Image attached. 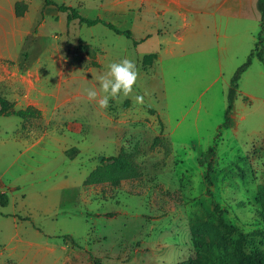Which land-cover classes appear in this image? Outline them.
<instances>
[{
  "label": "rangeland",
  "instance_id": "374dc122",
  "mask_svg": "<svg viewBox=\"0 0 264 264\" xmlns=\"http://www.w3.org/2000/svg\"><path fill=\"white\" fill-rule=\"evenodd\" d=\"M53 1L121 30L139 32L145 15L155 22L145 0ZM163 28L154 23L153 33ZM238 29L221 52L218 83L204 92L212 77H203V57H183L165 67L163 94L155 59L143 64L159 38L135 46L100 24L68 21L44 0H0V98L41 112L0 116V191L9 199L0 214L27 219L0 216V264H237L238 237L224 244L219 219L246 236L244 251L264 253L262 63L254 57L232 82L260 28ZM262 41L264 58V32ZM124 58L139 69L132 94L107 109L88 102L84 90ZM229 93L233 111L222 127ZM120 152L137 177L84 184L98 157ZM16 236L34 243L29 255Z\"/></svg>",
  "mask_w": 264,
  "mask_h": 264
},
{
  "label": "crops",
  "instance_id": "0c3cea01",
  "mask_svg": "<svg viewBox=\"0 0 264 264\" xmlns=\"http://www.w3.org/2000/svg\"><path fill=\"white\" fill-rule=\"evenodd\" d=\"M145 1L148 6L155 9V22L152 21V16L145 15L146 18H141L139 32L134 28L122 30H130L133 37L135 33L139 34L137 39L134 37L135 40L140 41L139 44L150 42L154 37L159 38L156 41L157 49L154 51L157 56L155 68L159 67L161 70L160 75L163 81L161 92L163 94L167 92L166 82L169 77L165 67L174 65L183 57L193 63H198V59L203 57V65L206 69V74L203 77H212L210 85L204 89V92L207 91L209 87L224 77L221 52L228 48V41L242 34L238 28L245 27L249 23L258 25L260 28V16L256 9L257 0ZM153 22L157 26L161 24L164 27L162 31L156 29L154 34ZM250 39L252 40L251 36ZM175 51L183 52L176 53ZM0 216L3 218L10 216L13 222H18L13 217L15 214H0ZM16 238L17 242H22L28 247L24 256L29 255V248L34 243L23 240L19 236Z\"/></svg>",
  "mask_w": 264,
  "mask_h": 264
},
{
  "label": "trees",
  "instance_id": "16d2710c",
  "mask_svg": "<svg viewBox=\"0 0 264 264\" xmlns=\"http://www.w3.org/2000/svg\"><path fill=\"white\" fill-rule=\"evenodd\" d=\"M45 6H54L59 12L65 13L67 15V20H77L79 23H82L86 26H95V25H102L112 31L117 35L124 36L128 40H130L133 45H138L140 41L134 39L133 34L130 30H120L112 23L105 21L100 18L89 19L81 16L76 9L71 6H67L64 4H58L53 0H44V7ZM256 9L259 13V22H260V30L258 34L257 41L255 43V47L250 52L248 59L246 62L241 65L236 71L234 77L232 78V82H237L239 76L246 70V68L251 64V60L254 57H257L258 60L262 63V67L264 68V58H263V51H262V34L264 32V0H257L256 2ZM17 16H21V13L17 11ZM156 54H150L144 57L143 64L148 65L151 61L156 59ZM148 61V62H146ZM233 101L234 97L232 94H228L226 97V107L224 112V122L222 127H227L230 120V114L233 111ZM152 111V110H150ZM153 112V111H152ZM0 116H16L22 119H28L30 117H40L41 112L38 109L30 106L26 109L14 110L12 109V104L7 102L5 99L0 98ZM71 152L75 153V150H71ZM99 166L93 170L84 180L85 185H92V184H101V183H109L110 185L117 186L119 181L122 179L137 177L139 175L137 171V166L133 161L131 155L125 154L124 152H120L117 156H100L98 157ZM206 180L210 183L208 179V175L206 176ZM9 204L8 196L5 192L0 191V206L6 207ZM215 209L218 211V205H215ZM20 220H27L21 219L18 216H13ZM216 233L220 240L224 244H228L230 241V237L232 235H237V252L235 253L236 263L237 264H264V253L262 252H249L247 253L243 249V241L245 240L246 236L238 231L232 225H228L224 223L221 219H219L218 224L216 225ZM66 238H70L68 236H63V240L66 242ZM69 240V239H67ZM72 244L74 241L70 238Z\"/></svg>",
  "mask_w": 264,
  "mask_h": 264
},
{
  "label": "clouds",
  "instance_id": "9594fccd",
  "mask_svg": "<svg viewBox=\"0 0 264 264\" xmlns=\"http://www.w3.org/2000/svg\"><path fill=\"white\" fill-rule=\"evenodd\" d=\"M138 78L139 69L132 59L112 62L104 72L95 77L96 85L84 90L87 101H95L101 109H107L110 100L130 96ZM136 102L142 104L143 96L137 95Z\"/></svg>",
  "mask_w": 264,
  "mask_h": 264
}]
</instances>
